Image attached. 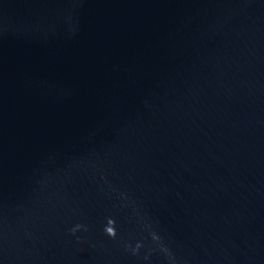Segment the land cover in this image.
I'll use <instances>...</instances> for the list:
<instances>
[{
	"label": "water",
	"instance_id": "95a60500",
	"mask_svg": "<svg viewBox=\"0 0 264 264\" xmlns=\"http://www.w3.org/2000/svg\"><path fill=\"white\" fill-rule=\"evenodd\" d=\"M0 264H264V0H0Z\"/></svg>",
	"mask_w": 264,
	"mask_h": 264
}]
</instances>
